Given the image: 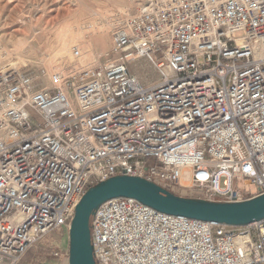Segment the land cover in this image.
I'll return each instance as SVG.
<instances>
[{
    "label": "built area",
    "instance_id": "built-area-1",
    "mask_svg": "<svg viewBox=\"0 0 264 264\" xmlns=\"http://www.w3.org/2000/svg\"><path fill=\"white\" fill-rule=\"evenodd\" d=\"M6 54L0 45V264L56 229L69 236L83 195L112 177L209 202L264 194V0H147L110 32L105 59L79 68V47L60 70ZM140 60L155 79L133 71ZM90 228L97 264H264V218L201 221L118 197ZM52 255L68 259L69 246Z\"/></svg>",
    "mask_w": 264,
    "mask_h": 264
},
{
    "label": "rangeland",
    "instance_id": "rangeland-1",
    "mask_svg": "<svg viewBox=\"0 0 264 264\" xmlns=\"http://www.w3.org/2000/svg\"><path fill=\"white\" fill-rule=\"evenodd\" d=\"M146 1L0 0V45L7 51L4 63L33 71L65 68L70 66L74 47L83 52L78 68L102 61L110 32L123 17L137 12ZM133 71L143 82L157 77L156 70L143 60ZM237 185L241 190H253L243 181ZM199 193L193 189L187 194ZM68 244L67 233L56 229L33 245L16 264H68V259L56 260L52 255L54 248H68Z\"/></svg>",
    "mask_w": 264,
    "mask_h": 264
},
{
    "label": "water",
    "instance_id": "water-1",
    "mask_svg": "<svg viewBox=\"0 0 264 264\" xmlns=\"http://www.w3.org/2000/svg\"><path fill=\"white\" fill-rule=\"evenodd\" d=\"M118 197L134 198L159 212L201 221L242 225L264 218V194L243 202H209L174 195L137 177L116 176L91 187L77 205L68 236V264H97L91 245V217L100 204Z\"/></svg>",
    "mask_w": 264,
    "mask_h": 264
},
{
    "label": "bare ground",
    "instance_id": "bare-ground-1",
    "mask_svg": "<svg viewBox=\"0 0 264 264\" xmlns=\"http://www.w3.org/2000/svg\"><path fill=\"white\" fill-rule=\"evenodd\" d=\"M54 69H58V70H60L61 69V67H59V66H56V67H53ZM49 69H52V68H49Z\"/></svg>",
    "mask_w": 264,
    "mask_h": 264
}]
</instances>
